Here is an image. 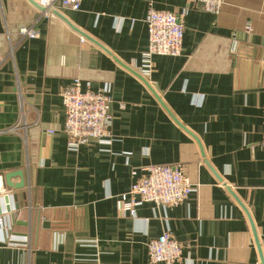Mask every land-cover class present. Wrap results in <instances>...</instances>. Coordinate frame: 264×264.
I'll list each match as a JSON object with an SVG mask.
<instances>
[{
	"label": "crops",
	"instance_id": "crops-1",
	"mask_svg": "<svg viewBox=\"0 0 264 264\" xmlns=\"http://www.w3.org/2000/svg\"><path fill=\"white\" fill-rule=\"evenodd\" d=\"M150 8L181 15L184 32L179 56L152 57L148 82ZM40 10L0 0V264H166L148 259L163 232L182 244L176 264H264V0H223L216 13L187 0ZM32 24L37 37L20 38ZM74 78L109 96L112 115L110 136L79 148L66 143L60 95ZM151 164L179 165L191 192L118 217L132 170ZM19 170L23 187H1Z\"/></svg>",
	"mask_w": 264,
	"mask_h": 264
},
{
	"label": "built area",
	"instance_id": "built-area-1",
	"mask_svg": "<svg viewBox=\"0 0 264 264\" xmlns=\"http://www.w3.org/2000/svg\"><path fill=\"white\" fill-rule=\"evenodd\" d=\"M40 6L41 14L53 15L55 5L62 8L78 11L81 0H35ZM188 2H200L202 8L211 13L220 10L223 0H187ZM145 22L148 30V46L142 56V66L138 74L149 82L154 55L179 56L182 52V40L184 27L181 15L159 11L150 8L146 14ZM250 28L244 32H233L232 37L237 44ZM20 38H35L38 35L34 25L20 26L17 29ZM12 50V45H10ZM4 56L0 55V65ZM65 109L63 132L67 138V145L79 148L90 140L110 136V121L112 115L109 112L110 97L101 91H85L82 89L81 80L74 78L65 86L61 93ZM16 128H10L13 131ZM264 148V143L262 145ZM131 174L135 181L127 192L121 193L116 200V215L124 217L134 215L136 207L144 202H151L158 206H177L181 204L192 190V184L183 174L179 165L151 164L143 168V173L138 176L136 170ZM3 218L0 216V225ZM148 259L151 262H164L176 264L182 251V244L170 233L163 232L156 238L149 240L147 244Z\"/></svg>",
	"mask_w": 264,
	"mask_h": 264
},
{
	"label": "water",
	"instance_id": "water-1",
	"mask_svg": "<svg viewBox=\"0 0 264 264\" xmlns=\"http://www.w3.org/2000/svg\"><path fill=\"white\" fill-rule=\"evenodd\" d=\"M15 175L19 176L20 179L22 180L20 184H15L10 181V179ZM23 183H24L23 176L20 170L18 172H7L3 174L2 176L1 187L18 189V188L23 187ZM12 197L15 199L16 195H13ZM2 203L5 204L4 206L5 211L9 212L10 211V196L7 194L0 195V215L2 213Z\"/></svg>",
	"mask_w": 264,
	"mask_h": 264
}]
</instances>
